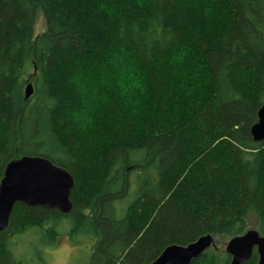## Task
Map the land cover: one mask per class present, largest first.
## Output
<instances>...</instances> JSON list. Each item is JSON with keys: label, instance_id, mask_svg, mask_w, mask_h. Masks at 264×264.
Instances as JSON below:
<instances>
[{"label": "trees", "instance_id": "16d2710c", "mask_svg": "<svg viewBox=\"0 0 264 264\" xmlns=\"http://www.w3.org/2000/svg\"><path fill=\"white\" fill-rule=\"evenodd\" d=\"M262 106L264 0H0V184L24 156L75 181L69 214L15 205L0 264H26L24 234L91 241L88 264H154L211 235L191 264H231L230 239L264 237Z\"/></svg>", "mask_w": 264, "mask_h": 264}, {"label": "water", "instance_id": "95a60500", "mask_svg": "<svg viewBox=\"0 0 264 264\" xmlns=\"http://www.w3.org/2000/svg\"><path fill=\"white\" fill-rule=\"evenodd\" d=\"M33 91V85H28L26 98L31 97ZM251 134L254 141H264V106L258 112V122L252 127ZM74 186L70 173L46 158L24 156L10 162L0 184V232L8 227L18 203L69 214L73 207L71 193ZM211 248H216L215 239L206 235L188 246L167 247L154 264H190ZM225 252L230 256L231 264H246L254 252L258 254V264H264V237L250 229L230 239Z\"/></svg>", "mask_w": 264, "mask_h": 264}, {"label": "rangeland", "instance_id": "374dc122", "mask_svg": "<svg viewBox=\"0 0 264 264\" xmlns=\"http://www.w3.org/2000/svg\"><path fill=\"white\" fill-rule=\"evenodd\" d=\"M44 30L45 22L43 17L40 16L36 25V35ZM85 87L88 88L86 92H84L83 88H80V91L85 95L84 104L87 103L90 107H94L97 105L96 89L91 84L85 85ZM26 236L24 234L15 238V240L22 238L23 242L18 247L16 256L25 260L26 264H88L90 258L88 248L91 241L77 239L76 242H72L69 236H65L60 238L54 248H43L40 247L41 242L38 241L37 237L34 240L28 239L26 241Z\"/></svg>", "mask_w": 264, "mask_h": 264}, {"label": "clouds", "instance_id": "9594fccd", "mask_svg": "<svg viewBox=\"0 0 264 264\" xmlns=\"http://www.w3.org/2000/svg\"><path fill=\"white\" fill-rule=\"evenodd\" d=\"M101 102L103 103V98L101 99ZM73 119L81 128V130L90 128L92 123L90 106L86 103L84 108L80 112L73 114Z\"/></svg>", "mask_w": 264, "mask_h": 264}, {"label": "snow or ice", "instance_id": "6c2138e0", "mask_svg": "<svg viewBox=\"0 0 264 264\" xmlns=\"http://www.w3.org/2000/svg\"><path fill=\"white\" fill-rule=\"evenodd\" d=\"M100 107V104L95 105L94 107H90V112H91V116H92V123H91V127L94 125L95 121H94V113H95V108Z\"/></svg>", "mask_w": 264, "mask_h": 264}, {"label": "bare ground", "instance_id": "6f19581e", "mask_svg": "<svg viewBox=\"0 0 264 264\" xmlns=\"http://www.w3.org/2000/svg\"><path fill=\"white\" fill-rule=\"evenodd\" d=\"M28 85H30V84H28ZM28 85H27V86H28ZM26 88H27V87H26ZM190 264H191V263H190Z\"/></svg>", "mask_w": 264, "mask_h": 264}]
</instances>
